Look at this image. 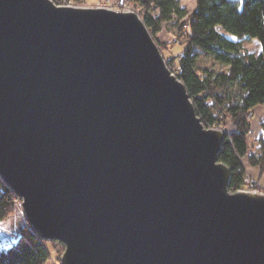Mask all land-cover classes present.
<instances>
[{"label": "water", "instance_id": "obj_1", "mask_svg": "<svg viewBox=\"0 0 264 264\" xmlns=\"http://www.w3.org/2000/svg\"><path fill=\"white\" fill-rule=\"evenodd\" d=\"M129 10L0 0V177L61 264H264V193Z\"/></svg>", "mask_w": 264, "mask_h": 264}, {"label": "trees", "instance_id": "obj_2", "mask_svg": "<svg viewBox=\"0 0 264 264\" xmlns=\"http://www.w3.org/2000/svg\"><path fill=\"white\" fill-rule=\"evenodd\" d=\"M54 1L60 4L61 0ZM131 1L142 9L144 22L153 36L179 14V0ZM153 9L155 15L151 13ZM184 25L185 46L171 70L185 84L206 126H216L227 119L234 125V130L225 135L219 161L230 168L229 190L236 192L247 184L243 158H249L253 167H259L258 177L264 169V137H261L264 120L260 122L261 154L255 158L249 152L252 112L264 105V0H197L196 10ZM218 28L237 40L229 39ZM241 39H256L260 53L250 54ZM202 55L211 56L226 70L214 72L201 68ZM14 200V193L0 177V224L11 217ZM49 244L25 222L12 242L7 245L0 242V264H49Z\"/></svg>", "mask_w": 264, "mask_h": 264}, {"label": "rangeland", "instance_id": "obj_3", "mask_svg": "<svg viewBox=\"0 0 264 264\" xmlns=\"http://www.w3.org/2000/svg\"><path fill=\"white\" fill-rule=\"evenodd\" d=\"M106 1L109 2L107 5ZM61 5L68 6H79V7H102L108 9L115 10H129L137 13L141 18H143L141 14V8L135 5V2L131 0H82L80 2L76 1H67L61 0ZM110 4L117 8L110 7ZM197 8V0H179V14L173 19L170 23H164L162 25V29L159 33L153 36L154 41L159 46L161 53L166 59V63L168 67L171 69L173 64L177 65L178 62V54H180L184 49V30H186L185 22L188 20L189 16L196 10ZM143 12V11H142ZM155 10L153 9L151 13L155 15ZM219 32L224 34L231 40L236 41L237 39L229 34H227L223 29L218 28ZM242 46L250 53L254 55H258L260 53V45L256 39L246 40L241 39ZM199 64L201 68H207L214 72L225 71L226 67L222 64L218 63L209 55H202ZM172 71V70H171ZM175 74V73H174ZM259 109L254 110L252 112L251 118V134L249 136V152L253 153L255 158L259 157L261 154V142L259 141V137L261 133L260 122L264 120V105L259 106ZM207 128H219L220 130H224L225 132H231L234 129V125L232 124L230 119H227L226 122H219L216 126H207ZM264 135H261V137ZM248 162V160H246ZM251 162V161H250ZM251 170L247 172V184L245 186V190H247V186H250L251 180H257L258 182L264 181V169L262 171V176L258 177L259 167L251 166ZM248 168V167H246ZM258 177V178H257ZM249 178V180H248ZM260 181V183H261ZM249 183V184H248ZM264 185V184H262ZM264 193V189L262 188ZM254 191V190H247ZM27 222L23 208L22 201L20 198L15 196L14 200V209L11 217L4 223L0 224V239L2 245H7L9 242L13 241V238L18 234L19 228ZM28 223V222H27ZM49 248L51 251V261L49 264H61V257L65 252V246L60 242H48Z\"/></svg>", "mask_w": 264, "mask_h": 264}, {"label": "built area", "instance_id": "obj_4", "mask_svg": "<svg viewBox=\"0 0 264 264\" xmlns=\"http://www.w3.org/2000/svg\"><path fill=\"white\" fill-rule=\"evenodd\" d=\"M107 3V5L109 4V2L108 1H106ZM110 7H112V8H117V7H114V6H112L111 4H110ZM118 9V8H117ZM258 178V177H257ZM260 181H261V179H260ZM260 181L258 182L256 179L254 180H251V182H250V186H248L247 187V190H254V191H260V192H263V190H261L262 188L264 189V185H262V184H264V181H261V183H260Z\"/></svg>", "mask_w": 264, "mask_h": 264}, {"label": "bare ground", "instance_id": "obj_5", "mask_svg": "<svg viewBox=\"0 0 264 264\" xmlns=\"http://www.w3.org/2000/svg\"><path fill=\"white\" fill-rule=\"evenodd\" d=\"M135 12V11H134ZM143 19V18H142ZM143 21H144V19H143ZM150 31V30H149ZM151 33V32H150ZM166 60V59H165ZM178 76V75H177ZM256 109H258V110H260L259 109V107H257ZM234 130V129H233ZM233 130H231V131H233ZM261 132H262V130H261ZM227 133V132H226ZM246 160H248V162L246 161ZM242 163H243V166L245 167V169H246V171H248V173H249V170H251V163H250V161H249V158H247V157H245V158H243V160H242ZM246 167H248V168H246ZM249 169V170H248ZM249 184V183H248ZM248 187V186H247ZM239 190H245V187H244V189H239ZM238 191V190H237ZM260 192V191H259ZM261 193H263V192H261Z\"/></svg>", "mask_w": 264, "mask_h": 264}]
</instances>
